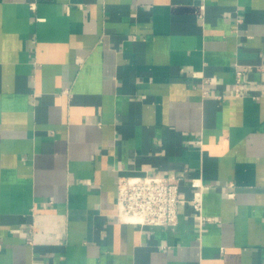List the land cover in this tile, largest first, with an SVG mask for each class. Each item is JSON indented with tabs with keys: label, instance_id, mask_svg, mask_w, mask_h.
Segmentation results:
<instances>
[{
	"label": "crops",
	"instance_id": "1",
	"mask_svg": "<svg viewBox=\"0 0 264 264\" xmlns=\"http://www.w3.org/2000/svg\"><path fill=\"white\" fill-rule=\"evenodd\" d=\"M0 264H264V0H0Z\"/></svg>",
	"mask_w": 264,
	"mask_h": 264
},
{
	"label": "built area",
	"instance_id": "2",
	"mask_svg": "<svg viewBox=\"0 0 264 264\" xmlns=\"http://www.w3.org/2000/svg\"><path fill=\"white\" fill-rule=\"evenodd\" d=\"M183 180L185 177L179 174L118 177L116 203L119 218L141 225H176L181 201L180 184ZM188 182L193 187H199L193 193L192 204L200 221H206L202 213V185L196 178L188 179Z\"/></svg>",
	"mask_w": 264,
	"mask_h": 264
}]
</instances>
